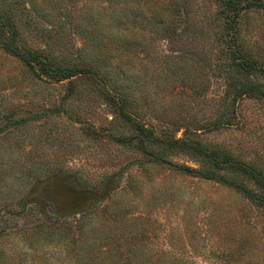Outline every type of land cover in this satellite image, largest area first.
Instances as JSON below:
<instances>
[{
  "label": "rangeland",
  "instance_id": "374dc122",
  "mask_svg": "<svg viewBox=\"0 0 264 264\" xmlns=\"http://www.w3.org/2000/svg\"><path fill=\"white\" fill-rule=\"evenodd\" d=\"M7 1L22 44L88 73L0 45V264H264V12L242 71L212 0L172 33L167 0Z\"/></svg>",
  "mask_w": 264,
  "mask_h": 264
},
{
  "label": "trees",
  "instance_id": "16d2710c",
  "mask_svg": "<svg viewBox=\"0 0 264 264\" xmlns=\"http://www.w3.org/2000/svg\"><path fill=\"white\" fill-rule=\"evenodd\" d=\"M168 3H164L163 6L167 11L176 15V19L179 21L169 22V25L160 24L163 28H166L165 32H175L177 28H182L183 19L188 18L186 12V6L184 0H167ZM21 14H26V8H22ZM211 9L214 12L213 16L217 14L220 21V37L224 44L229 47L230 60H235L234 64L237 67L245 69H254L262 66L257 60H248V57L244 55L241 46V28L240 24L243 16L251 10H261L264 12V0H212ZM15 8L13 3L4 2L0 4V45L4 51L18 57L27 67L35 70L38 69L40 75L45 76L54 81H65L76 77L79 74H87L88 70L84 69L76 63H64L48 58V54L42 52L38 48H32L19 40V30L14 23ZM157 13H160L159 11ZM237 60H236V59ZM258 69V68H257ZM40 75H38L40 77ZM177 142H184L178 140ZM187 169V168H186ZM187 173L190 170H185ZM196 174L202 177H211V175L204 172H197ZM258 187L264 188V181L261 176L254 174ZM217 180L223 185L239 189L237 184H234L229 179L217 178ZM249 197L258 205L264 206V192H258L257 194H248Z\"/></svg>",
  "mask_w": 264,
  "mask_h": 264
},
{
  "label": "water",
  "instance_id": "95a60500",
  "mask_svg": "<svg viewBox=\"0 0 264 264\" xmlns=\"http://www.w3.org/2000/svg\"><path fill=\"white\" fill-rule=\"evenodd\" d=\"M100 200H96L93 202V204L89 207L90 208H93V206H95L97 203L101 202L103 200V198H99Z\"/></svg>",
  "mask_w": 264,
  "mask_h": 264
}]
</instances>
